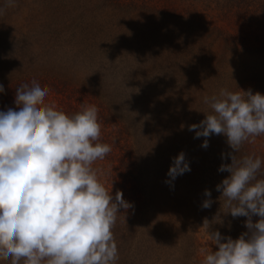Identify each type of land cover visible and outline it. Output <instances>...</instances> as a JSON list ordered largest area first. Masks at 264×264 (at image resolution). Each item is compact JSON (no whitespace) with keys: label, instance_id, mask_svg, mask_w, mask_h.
Segmentation results:
<instances>
[{"label":"trees","instance_id":"16d2710c","mask_svg":"<svg viewBox=\"0 0 264 264\" xmlns=\"http://www.w3.org/2000/svg\"><path fill=\"white\" fill-rule=\"evenodd\" d=\"M195 1L210 0H13L14 7L0 0V111L19 110L16 88L33 81L69 116L82 105L99 109L97 142L111 151L92 167L132 204L112 229L115 264H196L197 226L238 237L247 231V217L223 213L216 188L230 175L218 169L234 150L215 134L202 147L205 137L189 126L211 112L204 98L221 89L248 83L246 91L264 95V36L220 29L191 8ZM212 1L264 13V0ZM258 137L262 143L245 142L234 155L260 157L257 179H264ZM180 152L190 171L166 183Z\"/></svg>","mask_w":264,"mask_h":264},{"label":"clouds","instance_id":"9594fccd","mask_svg":"<svg viewBox=\"0 0 264 264\" xmlns=\"http://www.w3.org/2000/svg\"><path fill=\"white\" fill-rule=\"evenodd\" d=\"M7 7H14L7 0ZM2 14V12H0ZM0 92L4 86L0 84ZM47 89L36 81L16 88L19 110L0 111V260L11 264H115L113 237L117 213L132 204L123 193H112L92 167L111 146L99 143L98 107L82 105L69 116L45 103ZM211 112L189 126L197 138L224 135L234 150L231 164L219 171L230 175L216 186L225 214L244 216L246 232L236 239L222 237L205 225L209 246L202 264H264V179H257L260 157L234 153L243 143L264 134V95L250 90L205 97ZM190 171L183 152L173 158L167 176L174 180ZM202 207H211V192ZM219 197V198H220ZM220 200V199H219ZM253 215L258 219L253 221Z\"/></svg>","mask_w":264,"mask_h":264},{"label":"rangeland","instance_id":"374dc122","mask_svg":"<svg viewBox=\"0 0 264 264\" xmlns=\"http://www.w3.org/2000/svg\"><path fill=\"white\" fill-rule=\"evenodd\" d=\"M235 2L219 1L215 4L212 0L209 2L195 1L190 3V6L211 24L219 27L222 30L236 34H258L264 36V13L258 11V9H254L253 7L247 8L243 4H236L237 2ZM249 87L250 86L248 83H244L237 92L240 90L246 91L249 89ZM45 103L54 105V103L49 100H45ZM255 142L262 143L263 140L258 137L255 138ZM196 228L195 262L196 264H202V261L205 257V251L208 246L213 251H215L216 245L207 241V233L205 228L201 227L197 230ZM221 236L231 237L232 239L238 238V235Z\"/></svg>","mask_w":264,"mask_h":264}]
</instances>
